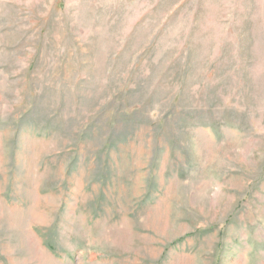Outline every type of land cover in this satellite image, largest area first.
<instances>
[{
	"label": "rangeland",
	"instance_id": "rangeland-1",
	"mask_svg": "<svg viewBox=\"0 0 264 264\" xmlns=\"http://www.w3.org/2000/svg\"><path fill=\"white\" fill-rule=\"evenodd\" d=\"M0 264H264V0H0Z\"/></svg>",
	"mask_w": 264,
	"mask_h": 264
}]
</instances>
